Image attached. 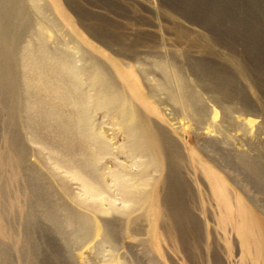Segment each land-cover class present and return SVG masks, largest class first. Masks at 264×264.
<instances>
[{
	"label": "bare ground",
	"instance_id": "6f19581e",
	"mask_svg": "<svg viewBox=\"0 0 264 264\" xmlns=\"http://www.w3.org/2000/svg\"><path fill=\"white\" fill-rule=\"evenodd\" d=\"M60 3L59 0H0V97L10 122L7 130L3 127L7 150L0 154V197L3 205L21 208L20 227L13 226L7 206L1 208L0 264H13L10 242L17 244L22 264H39V246L32 230L36 224V211L50 221L63 244L70 249H81L96 239L90 248L100 252L108 244L112 252L107 254V261L115 260L113 252L119 249L120 228L124 234H146L150 238L141 237L139 243L146 252L154 248L161 235L156 230L155 221H151L153 217L163 220V234L171 240H178L188 255L189 244L184 237L183 222L193 223L197 198L205 192L209 195L211 191L215 192L217 204L222 209L220 223L229 222L234 226L240 236L251 243L255 255L264 259V225L261 220H248V209L240 203L238 207L234 205L240 199L236 192L226 186L213 167L201 163L202 175L214 186L207 191L200 188L201 172L191 159L194 149L182 140L184 146L180 145L166 126L182 127L185 138L188 127L182 120L171 123V118L159 106L168 101L172 103V112L188 118L196 132L209 124V128L218 132L212 146L223 153L218 144L231 139V128L241 127L236 114L238 117L247 112L245 105L236 106L239 99L246 105L248 103L237 82V70L243 74L242 68L237 65L235 74L233 69L230 73H221L196 62L189 67L201 89L222 107L221 120L226 125L223 126L221 121L209 122L206 97L190 83L185 64L178 62L174 52L171 60L154 58L151 68L147 66L149 63H140L138 73L128 62L127 70L111 67L102 59V53L99 56V50L94 52L97 48L93 47L95 50L92 51L78 34L77 37L62 27L64 20H59L60 15L49 13L53 10L60 13L63 5ZM72 6L77 13L86 14L77 0H72ZM80 17L82 22L79 19V23L90 36L108 47L117 43L118 55L130 58L138 54L136 44L143 41L137 38L134 44L128 45L127 35L119 32L114 23L101 19L99 14ZM86 19L90 23H86ZM27 34L33 38L27 39L19 54L21 41ZM149 70L155 72L157 85L145 84L149 93L145 94L138 82ZM99 109L104 111V117L111 116L122 128L123 142L118 146L113 141L115 136L109 137L104 132L107 121L97 119ZM213 114L214 117L218 115L216 109ZM25 138L40 147L31 149ZM197 148L204 150L200 144ZM45 149L49 150L47 154ZM245 150L236 151L237 160L246 172L247 180H256V186L264 188V167L258 163L259 158L249 156V148ZM122 153L125 159L120 158ZM32 155L40 161V166L48 168V172L31 163ZM108 156L113 157V166L102 163ZM222 157L228 160L225 155ZM188 159L192 168L189 161L187 164ZM133 166L137 169L134 170ZM164 167L163 178L157 180L153 172ZM185 167L190 170V178ZM19 173L27 180L21 179ZM39 174L47 185L50 184L49 178L54 177L63 193L46 191L36 182ZM108 177L112 180L109 181ZM72 180L80 183V192H72ZM105 214L112 216L105 217ZM129 214H135L131 216L132 221H123V216ZM147 217L150 229L145 232L143 223L137 220ZM234 218L243 220L233 223ZM246 241L243 242L247 245ZM68 260L72 264L78 262L69 256ZM114 263L128 264L126 255ZM89 264L97 263L91 257Z\"/></svg>",
	"mask_w": 264,
	"mask_h": 264
},
{
	"label": "rangeland",
	"instance_id": "374dc122",
	"mask_svg": "<svg viewBox=\"0 0 264 264\" xmlns=\"http://www.w3.org/2000/svg\"><path fill=\"white\" fill-rule=\"evenodd\" d=\"M77 1L81 4L82 10L86 11V14H79L76 10H72V0H59V2H61L60 5H64H61L62 12L60 11L59 13V11L53 10L55 12L49 11V13L56 14L57 16L60 15L58 17L59 20H64V22H61L63 25L62 27H64L65 30L68 29L70 33L76 36L78 34L79 39L85 42V45L92 51L95 50L93 47L97 48L94 52L96 53V51L99 50V56L103 55V58H101L111 67L118 66L119 68L127 70L129 68L128 62L133 64L132 68L138 73L137 69L139 65H141L140 63H149L147 66L151 68V63H153L154 58L161 57L171 60L172 53L174 52L178 62L185 64L187 68L186 75L190 83L196 89L201 90L206 97L208 103L207 107L210 111V115H208L209 122L218 123L221 121L223 126L226 125V123L221 120L222 107L215 104L208 97L207 92L201 89L197 83L196 75L189 67L195 62L202 63L206 68L211 70L217 69L221 71V73H230L232 69L234 72V68H236L237 65L242 68L243 74H240L238 70L237 74L234 73L237 75L238 86L243 90L244 98L248 103L246 105L243 103V100L239 99L236 102V106L245 105L247 107V112L242 113V115L238 117L236 114V118L239 119L238 122L241 127L231 128L229 130L231 139H225L223 143L218 144V148H222L223 153L221 151L219 152V150L217 151L212 146L215 141L214 137H217L218 132L212 130L211 127L210 129L209 124L196 132L188 118H184L182 115L172 112V103L168 101L159 104V106L164 109L167 116L171 118V123L182 120L185 126L188 127L187 137L185 138L182 127L178 128L174 124L166 126L169 127L167 129L169 132H172H170L172 136L177 138V142L180 145H183V142H187L188 145L194 149L191 159L194 162V167L199 173L201 172L200 163L205 165V167H213L216 173L219 172L218 176L224 181L226 186L234 190L239 196V202H235L234 205L237 206L240 203L239 205H243L250 213V218L248 217V220L253 218L255 221L261 220L260 222L264 225V188L257 187L255 184L256 180H247L246 172L243 171V167H241L236 156V151H246L245 149L249 148V156L251 155V158H259L257 160L258 163L264 167V0ZM105 3L109 4V7L106 6ZM183 6L182 12L181 8ZM92 14H99L101 19L114 23L119 32L127 35L126 42L128 45L134 44L137 38L143 41L141 44H136L138 54L130 58L118 55L116 53V50L119 48L117 43L112 44V47H108L101 41L90 36L83 25L79 23V19L82 22L81 15H86L89 18ZM70 20L71 22H69ZM86 23H90V20L86 19ZM103 27L106 28L105 25H103ZM27 35L24 36L23 41H21L19 54L22 53V48L27 42V39L33 38L32 35H28V37ZM212 49L214 50L213 52H211ZM187 59L189 63H187ZM114 63L115 65H113ZM154 74L155 72L149 70L143 74V77H141L138 82L142 92L145 94H149L145 84L153 87L157 85ZM157 75L160 77V74L157 73ZM138 93H140V91ZM148 97L149 99L152 98L150 95ZM164 97L165 96H163V98ZM151 100H153V98ZM0 101L2 104H0L1 154L3 151L7 150L5 129L7 130L10 122L8 123V114H6L7 111L3 107L4 105L1 97ZM215 109L218 115L214 117L213 113ZM97 119H105L107 121L105 122L104 132L109 137L115 136L113 139L115 145L118 146L123 142L122 128L113 121L111 116L104 117V111L99 109L97 111ZM247 119L251 120L252 124H248ZM173 126H175V128H173ZM245 126L248 127L245 128ZM3 127L5 128L4 130ZM25 140L31 149L40 147L39 144L30 142L27 138H25ZM198 144L202 147L204 146L203 151L197 148ZM183 146L182 148L184 149ZM48 152V149L44 150L45 154ZM224 155L228 160L223 157V159L221 158V156ZM214 157L215 159L217 158V161L214 160ZM120 158L125 159L124 153L120 154ZM30 161L48 172L46 166H40V161H38L37 157H33L32 155ZM188 161L189 159L187 160V164ZM102 163L113 166L114 159L112 156H108ZM191 164L192 162L189 161L190 167ZM133 169L136 170L137 167L133 166ZM184 170L188 177L190 175V170L187 167H185ZM202 173L203 172H201V181L199 183L200 188L206 191L211 190L214 185L208 178L203 176ZM153 174L157 176V180L158 178H163L165 167L158 172H153ZM19 175L21 179L24 178L27 180L21 173H19ZM110 178L111 177H108L107 179L110 181ZM49 181L53 186L49 183L47 185L43 181L41 174L36 177V182L44 187L46 191H59L61 194L63 193V189L59 186L54 177L49 178ZM72 185L73 193L82 190L78 181L72 180ZM192 186L195 188L197 187L195 183H192ZM156 191H159L158 187H156ZM213 193L211 191L208 195L205 192L206 196H204V194L202 197L199 196L197 198L196 207L194 208L195 218L193 223L191 221L183 222L184 237H186L187 243L189 244L188 255H186L178 240H171L163 234L165 228L163 220L153 217L151 221H155L156 230L159 231L161 235L154 248L146 252L144 246L139 243L138 239L141 237L146 239L150 238L146 234L141 236H136L131 232L124 234L123 229L120 228L119 249L113 252L115 260L107 261L109 258L107 254L112 252L108 244H105L100 249V252L90 248V246L92 247L96 242V239L90 244L84 245L81 249H70L68 245L65 246V244H63L62 237L52 228L50 221L45 219L39 211H36V214H34L36 224L33 226L32 230L34 231L35 242L37 246H39V264H72L71 261L68 260V256L74 260L78 259L76 264H89L91 257L94 258L97 264H116L114 263L115 261L120 262L123 260V255H126L128 264H264V259H262L261 256L255 255L251 243L241 237L234 226L232 227L229 222L224 225L220 223L219 215L222 209L217 204L218 200L214 191ZM33 197V193H31V198ZM0 202V211L3 206H7L8 213L11 219H13L11 222L14 221L13 226L20 227L21 208L19 209L18 206V209L17 207L12 208L9 207L8 204L3 205L4 201L2 197H0ZM119 204L123 205L122 201H119ZM105 206H107V204H105ZM130 206V209H133V205ZM201 206L202 208L204 207V211ZM18 215H20V217ZM134 215L129 214L123 216V221H132L131 216L133 217ZM258 215L259 218H257ZM106 216L110 217L112 214H105V217ZM239 219L240 218H234L233 223H235V221L241 223L243 219ZM8 221H10V218ZM137 221L143 223L145 232L150 229L149 217ZM241 241H246L247 245L244 242L242 244ZM10 244L12 246L11 255L13 264H22L20 262V253L17 244L11 242ZM248 244H250L251 248Z\"/></svg>",
	"mask_w": 264,
	"mask_h": 264
}]
</instances>
